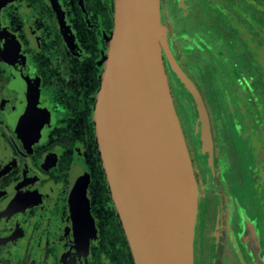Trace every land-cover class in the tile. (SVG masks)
I'll use <instances>...</instances> for the list:
<instances>
[{"label":"flooded vegetation","instance_id":"flooded-vegetation-1","mask_svg":"<svg viewBox=\"0 0 264 264\" xmlns=\"http://www.w3.org/2000/svg\"><path fill=\"white\" fill-rule=\"evenodd\" d=\"M114 13V0H0V264H136L95 134ZM161 14L206 203L194 264H264V0H161Z\"/></svg>","mask_w":264,"mask_h":264},{"label":"water","instance_id":"water-1","mask_svg":"<svg viewBox=\"0 0 264 264\" xmlns=\"http://www.w3.org/2000/svg\"><path fill=\"white\" fill-rule=\"evenodd\" d=\"M95 110V134L136 264H194L198 186L176 113L161 0H114ZM180 81L198 94L171 62ZM204 148L211 138L204 122Z\"/></svg>","mask_w":264,"mask_h":264},{"label":"rangeland","instance_id":"rangeland-1","mask_svg":"<svg viewBox=\"0 0 264 264\" xmlns=\"http://www.w3.org/2000/svg\"><path fill=\"white\" fill-rule=\"evenodd\" d=\"M206 203L201 202V212L199 208V194H198V209H197V215H196V225H195V232H194V242H193V258L195 260V253L197 252L199 255H201V252L203 253V249L206 248L207 244L204 240V230H203V223H204V218L202 217V208L205 209ZM201 215V217H200ZM203 237V239L201 238ZM204 240V241H203ZM202 262H205V256L204 253L201 256ZM204 260V261H203Z\"/></svg>","mask_w":264,"mask_h":264}]
</instances>
